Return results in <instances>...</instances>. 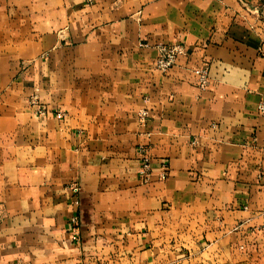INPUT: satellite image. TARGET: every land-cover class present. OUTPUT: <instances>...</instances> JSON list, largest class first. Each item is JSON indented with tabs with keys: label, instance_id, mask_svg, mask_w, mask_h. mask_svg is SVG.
I'll list each match as a JSON object with an SVG mask.
<instances>
[{
	"label": "crops",
	"instance_id": "crops-1",
	"mask_svg": "<svg viewBox=\"0 0 264 264\" xmlns=\"http://www.w3.org/2000/svg\"><path fill=\"white\" fill-rule=\"evenodd\" d=\"M0 29L49 111L0 106V264H264V0H0Z\"/></svg>",
	"mask_w": 264,
	"mask_h": 264
},
{
	"label": "built area",
	"instance_id": "built-area-1",
	"mask_svg": "<svg viewBox=\"0 0 264 264\" xmlns=\"http://www.w3.org/2000/svg\"><path fill=\"white\" fill-rule=\"evenodd\" d=\"M246 1V0H242ZM142 46H147L146 44H143ZM158 50V57L154 62L155 69L166 73L170 69H172L179 56L185 54V48H183L181 45H160L157 48ZM209 67L204 66L200 70L196 72L197 76V86L201 90H207L209 86ZM32 106L36 109V115L43 118L46 117L49 114V111L42 105V103L39 101L37 96H34L31 99ZM259 111L264 114V100L259 103L258 105ZM55 118L57 120H63L65 118V114L62 112H57L54 114ZM148 117V112L143 111L140 113V119L144 122L146 118ZM137 155L140 165V171L139 175L144 184L150 183L151 179V158L149 156V146L147 145H139L137 146ZM169 175V165L166 161H163L161 164V172L159 175V180H166ZM71 191L74 195L79 194L80 188L77 185L72 186ZM74 205L76 207L79 206V201H75ZM70 224V231L73 235L72 239L74 242L79 243L80 242V218L78 213H74L69 221Z\"/></svg>",
	"mask_w": 264,
	"mask_h": 264
},
{
	"label": "rangeland",
	"instance_id": "rangeland-1",
	"mask_svg": "<svg viewBox=\"0 0 264 264\" xmlns=\"http://www.w3.org/2000/svg\"><path fill=\"white\" fill-rule=\"evenodd\" d=\"M16 30L0 29V106L21 108L22 104L36 109L31 104V99L35 96H23L20 90V79L23 72V64L16 65L12 56V49L15 47L8 41Z\"/></svg>",
	"mask_w": 264,
	"mask_h": 264
}]
</instances>
